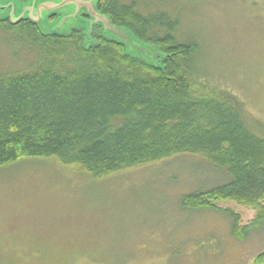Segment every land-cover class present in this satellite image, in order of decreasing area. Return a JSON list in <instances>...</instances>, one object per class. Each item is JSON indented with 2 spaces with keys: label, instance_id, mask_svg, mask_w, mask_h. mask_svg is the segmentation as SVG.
<instances>
[{
  "label": "rangeland",
  "instance_id": "obj_1",
  "mask_svg": "<svg viewBox=\"0 0 264 264\" xmlns=\"http://www.w3.org/2000/svg\"><path fill=\"white\" fill-rule=\"evenodd\" d=\"M66 1L12 0L10 15L39 20L45 34L80 28L89 44L96 27L122 40L81 7L98 0ZM136 1L144 14L179 18V37L200 44L197 77L243 101L249 127L264 137V0ZM46 2L56 10H42ZM5 37L0 34V71L22 68L32 59L30 48L15 49ZM227 180V171L193 154L96 179L57 157L0 165V264H255L264 251V225L241 241L231 235L228 216L180 205L185 194ZM212 204L239 214L242 226L257 215L237 200Z\"/></svg>",
  "mask_w": 264,
  "mask_h": 264
},
{
  "label": "trees",
  "instance_id": "obj_2",
  "mask_svg": "<svg viewBox=\"0 0 264 264\" xmlns=\"http://www.w3.org/2000/svg\"><path fill=\"white\" fill-rule=\"evenodd\" d=\"M100 11L161 56L156 64L129 54L125 44L94 29L47 33L25 19L0 22V34L32 59L0 71V165L57 157L93 178L180 154L205 158L229 180L185 194V210L210 209L231 220V235L246 241L264 225V137L249 127L232 92L197 77L200 44L181 39L178 17L144 14L136 0H99ZM231 199L257 209L240 215L212 204ZM255 264H264V251Z\"/></svg>",
  "mask_w": 264,
  "mask_h": 264
},
{
  "label": "water",
  "instance_id": "obj_3",
  "mask_svg": "<svg viewBox=\"0 0 264 264\" xmlns=\"http://www.w3.org/2000/svg\"><path fill=\"white\" fill-rule=\"evenodd\" d=\"M98 3H99V0L95 4L93 3L81 4V7L86 10L88 16L91 15L92 17H94V21L97 25L105 26L109 30L114 31V33L118 34L120 37H123L121 41L120 40H117V41L125 44L126 48L128 47L129 54L133 55L134 54L133 52H136L135 55L142 57V58H146L150 63L155 65L157 63L155 58L160 57L161 55L155 50H153L151 47L145 46L144 43L139 44L136 40L137 37L134 36V34L129 28L114 24L109 16H106L98 9L99 8ZM40 8L42 10L46 8L48 10H56L55 4L51 2H46L45 4L42 3ZM25 19L31 20L34 24L38 25L39 20L34 19L33 17L26 16V15L18 17V18H14V19L12 17L11 21H12V24H15ZM51 33H57V32H51ZM58 33L64 34L61 32H58ZM90 35H91V32L89 33V36Z\"/></svg>",
  "mask_w": 264,
  "mask_h": 264
},
{
  "label": "flooded vegetation",
  "instance_id": "obj_4",
  "mask_svg": "<svg viewBox=\"0 0 264 264\" xmlns=\"http://www.w3.org/2000/svg\"><path fill=\"white\" fill-rule=\"evenodd\" d=\"M11 2L12 0H0V22L11 23Z\"/></svg>",
  "mask_w": 264,
  "mask_h": 264
}]
</instances>
